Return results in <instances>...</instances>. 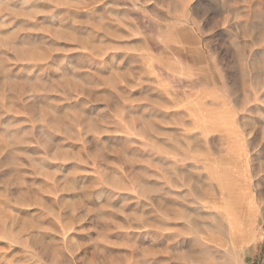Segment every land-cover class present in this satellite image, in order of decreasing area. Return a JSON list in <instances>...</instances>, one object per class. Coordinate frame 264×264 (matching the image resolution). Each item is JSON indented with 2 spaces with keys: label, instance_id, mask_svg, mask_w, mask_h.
Returning a JSON list of instances; mask_svg holds the SVG:
<instances>
[{
  "label": "rangeland",
  "instance_id": "374dc122",
  "mask_svg": "<svg viewBox=\"0 0 264 264\" xmlns=\"http://www.w3.org/2000/svg\"><path fill=\"white\" fill-rule=\"evenodd\" d=\"M0 264H264V0H0Z\"/></svg>",
  "mask_w": 264,
  "mask_h": 264
},
{
  "label": "crops",
  "instance_id": "0c3cea01",
  "mask_svg": "<svg viewBox=\"0 0 264 264\" xmlns=\"http://www.w3.org/2000/svg\"><path fill=\"white\" fill-rule=\"evenodd\" d=\"M88 4H89V0H69V11L77 12L81 9L83 12L85 10V8L88 6ZM182 27L184 28V25H182ZM107 40L109 41V44L112 42L114 47H117V48H113V50L109 52V56L110 55H115V56L119 55L121 57V59H123L125 56H131L132 54L137 55L136 51H133V48H131L132 47L131 40H129L127 43L118 44L117 42L120 43L122 41H115V39H113L114 42H113V40H111V42H110V40L106 37V40H104L105 41L104 43H106ZM179 42H183V39ZM137 56L140 58V60L142 62L144 61L143 62L144 67H147V68H150L151 66L160 67L159 59L151 58L148 56H147V58L143 57L141 59V56L139 54Z\"/></svg>",
  "mask_w": 264,
  "mask_h": 264
},
{
  "label": "bare ground",
  "instance_id": "6f19581e",
  "mask_svg": "<svg viewBox=\"0 0 264 264\" xmlns=\"http://www.w3.org/2000/svg\"><path fill=\"white\" fill-rule=\"evenodd\" d=\"M237 230H238V229H237ZM237 230H236V231H237ZM238 231H240V230H238ZM244 236H245L244 234H240V238H241L242 240L246 239Z\"/></svg>",
  "mask_w": 264,
  "mask_h": 264
}]
</instances>
